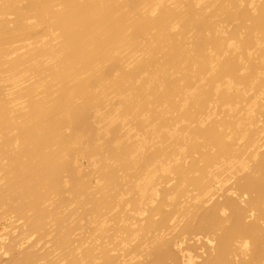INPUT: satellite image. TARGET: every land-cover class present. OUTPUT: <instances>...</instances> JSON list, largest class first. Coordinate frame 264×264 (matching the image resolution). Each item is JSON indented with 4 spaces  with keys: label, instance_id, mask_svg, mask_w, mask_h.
Returning <instances> with one entry per match:
<instances>
[{
    "label": "bare ground",
    "instance_id": "obj_1",
    "mask_svg": "<svg viewBox=\"0 0 264 264\" xmlns=\"http://www.w3.org/2000/svg\"><path fill=\"white\" fill-rule=\"evenodd\" d=\"M0 264H264V0H0Z\"/></svg>",
    "mask_w": 264,
    "mask_h": 264
}]
</instances>
